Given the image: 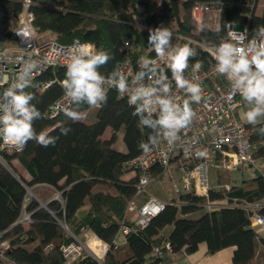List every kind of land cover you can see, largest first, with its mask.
Wrapping results in <instances>:
<instances>
[{
    "label": "trees",
    "instance_id": "16d2710c",
    "mask_svg": "<svg viewBox=\"0 0 264 264\" xmlns=\"http://www.w3.org/2000/svg\"><path fill=\"white\" fill-rule=\"evenodd\" d=\"M196 3L219 8L217 29L196 26L191 17ZM257 3L258 0H31L30 9L38 33L48 31L60 43L79 40L108 51L114 59L99 69L102 75H108L125 56L135 59L154 52L148 43L149 29L167 27L173 33V46L178 42L176 35L181 34L218 47L226 40V23L237 29L245 27L251 34L264 25V1L258 13ZM20 11V0H0V17L9 30ZM125 41L130 42L126 48ZM185 43L189 42L181 41L182 45ZM194 53L189 64L209 62L210 57L201 48ZM65 72L66 67L49 68L41 76L43 80H54L46 89H26L36 97L33 103L44 117L34 121V128L38 133L45 130L59 136L55 146L45 148L29 141L15 154L4 153L10 167L0 164V233L9 240L8 256L19 264H62L60 247L71 239L60 224L63 222L75 235L88 230L108 244L104 264H167L170 253H192L200 243L206 244L207 253L234 246L232 264H256L258 241L264 245V240L251 225L250 216L254 211L264 215V205L259 209L241 205L260 203L264 197V176L244 179L239 185L231 183L228 191L212 188L209 200L223 204L217 209H206L207 199L192 192L174 196L142 230L147 241L131 231L125 243L114 245L122 224L131 223L127 214L129 203L138 199L136 176L122 177L129 171L127 162L144 150L139 147L142 142L149 147L153 144L149 137L156 139L159 126L153 129L141 125L140 116L132 115L135 106L130 107L127 99L113 88L108 89L104 105L82 106L81 113L91 111L90 117L94 119L90 123L72 121L64 113L49 117L48 107L62 92L59 81L65 79ZM242 103L248 104L243 99ZM151 118L155 120L158 115ZM61 126L71 129L67 136L60 135ZM106 127L111 130L110 136L103 139ZM262 128L264 120L254 125L253 141L264 138ZM119 134L126 147L124 152L113 147ZM262 153L264 146L253 157ZM13 158L27 171L29 179L11 173H16L11 164ZM153 175L161 179L164 169L154 165ZM24 185L33 190L39 185L51 192L59 190L63 204L52 199L46 209L34 198L25 202ZM84 205L87 210L80 217L77 212ZM23 207L32 212V222L26 227L12 225ZM168 226L170 229L166 230ZM78 264L97 262L84 254Z\"/></svg>",
    "mask_w": 264,
    "mask_h": 264
},
{
    "label": "built area",
    "instance_id": "2783aa9c",
    "mask_svg": "<svg viewBox=\"0 0 264 264\" xmlns=\"http://www.w3.org/2000/svg\"><path fill=\"white\" fill-rule=\"evenodd\" d=\"M20 1L21 11L14 27L9 30L0 17V92L15 81L17 72L23 63L29 59L37 63L36 69L29 76V87L39 91H43L54 81L41 78L47 69L58 66L66 67L69 63L68 51L73 43H60L54 38L44 37L43 32L38 33L33 26V13L30 9L31 0ZM219 12L218 7L196 3L191 8V17L198 28L204 25L207 28L217 29L219 27ZM205 18L208 21L203 24ZM225 29L226 42H236V38L246 35L247 38L242 41L243 45H247L248 40L255 33L254 31L250 34L245 27L237 29L231 23H226ZM176 37L178 39L176 45H182L181 41L186 40L194 52L196 48H201L210 57L209 62L206 65L202 64L199 70L194 68V63L189 64L184 72L185 79L202 85V98L199 103L191 104L194 111L191 123L177 132L175 139L169 142L163 135L167 130L159 127L155 142L149 147V151L144 153L143 150L127 162L129 171L136 176L135 196H144V200L137 207L133 202L129 203L127 209L136 207L135 215L131 223L122 224L114 240V245L125 243L129 232L143 230L149 220L164 207L166 201L148 191V187L154 179V165L162 167L164 173L169 172L171 166L176 168L177 179L174 185L176 196L192 192L207 199L204 205L206 209H217L223 204L209 200V192L214 188L210 182L211 170L230 172L247 164H252L253 154L264 146V138L257 141L252 140L254 125L249 124L239 113L242 96L238 92L233 96L230 82L216 71L214 55L217 47L205 45L190 36L177 34ZM129 45V41L124 42V48ZM144 58H150L153 61L147 69L141 67L140 62ZM150 69L155 71H149ZM140 71H145L146 75L143 81H137L134 84L136 73ZM113 72L123 73L128 79L130 88L141 83L145 86L153 85L159 88L160 85L154 84V80L161 75H166L168 78L166 82L170 84V92L168 93L170 98L180 105H183L184 100L189 99L188 94L183 89H178L175 81L171 78L167 54L163 58L157 57L155 52L140 54L135 59L125 56L115 64L110 74L104 76L110 77ZM150 75L153 77L152 80L149 79ZM62 82L63 80L59 81L61 86ZM124 97L127 99L126 95ZM70 104L71 102L64 95L62 87V92L48 107V116L56 117L63 114L62 109L70 106ZM145 114L148 115V113ZM154 114L159 115L158 111L152 113V115ZM19 151L0 140V164L7 167L4 153L12 155ZM24 187L25 196L28 193H30V199L35 196L31 188L26 185ZM223 188L228 191L230 185H224ZM52 199L59 201L61 205L63 204L61 192L56 189H53L47 201H38L40 206L48 209L47 202ZM241 206L248 209L263 207L258 203H244ZM31 214V211L23 207L12 225L28 226L32 222ZM250 223L257 232L263 231L264 215L254 211L250 216ZM60 224L71 237L68 242L60 247L62 264H78L79 259L84 254L93 257L97 264H104L103 256L108 248L107 243L92 234L89 235L88 241H83L63 222ZM165 246L169 249L168 243ZM9 247V240L2 238V233H0V264H19L8 256ZM155 252H159L157 248ZM157 264L164 263L158 262Z\"/></svg>",
    "mask_w": 264,
    "mask_h": 264
},
{
    "label": "clouds",
    "instance_id": "9594fccd",
    "mask_svg": "<svg viewBox=\"0 0 264 264\" xmlns=\"http://www.w3.org/2000/svg\"><path fill=\"white\" fill-rule=\"evenodd\" d=\"M173 33L164 26L149 29L148 43L157 57H168V68L171 78L178 89H183L189 96L183 105L177 104L168 95L170 84L166 75L154 80L159 88L143 83L134 88L129 87L127 77L120 72H113L105 77L99 69L114 57L104 49H97L94 44L81 43L75 40L68 51L69 63L66 65L65 79L62 82L64 95L69 98L70 106L62 109L64 115L72 121L82 118L81 108L84 105L95 108L104 105L108 98V88H114L121 97L127 96L128 105L135 106L132 115L140 116L139 123L153 129L159 126L165 129L164 138L171 142L177 132L186 128L194 116L192 103H199L202 98V85L185 79L184 72L189 66V58L195 55L187 44L172 45ZM246 35L236 38V42L222 41L214 55L217 73L225 76L230 82L231 94L238 92L244 101L254 105L245 113L249 124L255 125L260 116H264V25L255 29L254 36L243 45ZM170 49V50H169ZM141 67L147 69L153 63L150 58L141 60ZM202 61L194 65L196 70L202 67ZM34 60L23 63L11 82L0 92V140L6 145L22 150L29 141H34L42 147L55 146L59 136H53L48 131L39 133L34 128V121L44 118L43 113L33 101L36 97L26 91L30 86L29 76L36 69ZM149 71H155L150 69ZM145 71L136 73L135 84L143 81ZM149 79L153 77L150 75ZM108 85V87H105ZM158 111V118L151 115ZM148 113L147 116L142 115ZM70 128L61 126L60 135L67 136ZM264 131V128L261 129ZM149 142L155 138L150 136ZM144 153L149 151L147 143H141Z\"/></svg>",
    "mask_w": 264,
    "mask_h": 264
},
{
    "label": "rangeland",
    "instance_id": "374dc122",
    "mask_svg": "<svg viewBox=\"0 0 264 264\" xmlns=\"http://www.w3.org/2000/svg\"><path fill=\"white\" fill-rule=\"evenodd\" d=\"M264 0H258L257 3V7H256V12H260V9L262 7V3ZM207 18H205V21L203 22V24L207 23ZM42 35L44 37H48V38H53L54 36L48 32L45 31L42 33ZM245 105H248L246 107H244ZM254 105H249V104H243L240 107V111H241V116L243 118H245V113L247 110H249L251 107H253ZM90 112H85L82 113V118L85 120H88L90 118ZM258 119H262L264 120V116H260L257 118ZM246 120V119H245ZM11 164L12 166L15 168L16 173H14L17 177L21 176L23 178V174L24 172L22 171V166L20 165L19 161L16 158H13L11 160ZM252 167H249L248 164L246 166H243L241 168H239L236 171H223V172H214L213 175L211 176V185L214 188H221L224 185H231V183L235 184V185H239L244 179H248V178H252L254 176L253 174V170L255 168H257L258 170L261 171L262 176H264V154H260L257 155L256 157H253V162H252ZM9 165L7 164V167ZM10 167V166H9ZM10 169V168H9ZM11 170V169H10ZM176 173L169 171L167 173L164 174V176L161 179L155 178L153 179V181L151 182L150 186L148 187V191L156 196H158L159 198H161L164 201H169L171 200L175 195L174 193V185L176 182ZM223 184V185H222ZM29 187V186H28ZM31 188V187H29ZM31 190L33 191V194L35 195L34 199H36L37 201H42L45 202V199L42 200L43 198L41 197H47L48 195L51 194V190H47L44 188H40V187H36L34 190L31 188ZM144 196H139L137 197L138 199L136 201H134L133 203L135 204V206H139L142 201L144 200L143 198ZM30 199V193L27 194V196H25V202H27ZM262 202H264V197L262 198ZM136 207L135 208H131V209H127V214H131L132 215H128V220H132L131 218H133V216L135 215V211H136ZM195 215V214H194ZM170 226H168L166 228V230H169ZM65 230V229H64ZM83 241H88L89 240V233H87L85 230H81L80 233L77 234Z\"/></svg>",
    "mask_w": 264,
    "mask_h": 264
},
{
    "label": "crops",
    "instance_id": "0c3cea01",
    "mask_svg": "<svg viewBox=\"0 0 264 264\" xmlns=\"http://www.w3.org/2000/svg\"><path fill=\"white\" fill-rule=\"evenodd\" d=\"M239 113L241 114V111H239ZM93 119H94L93 117H90L88 120L81 118V120H84L87 123L92 122ZM260 120H262V119H258V121H260ZM110 131H111L110 128L106 127V129L104 130L101 137L103 139H108L110 136ZM113 147L119 151H122V152L126 151L125 144L122 140V134L118 135L117 141L113 144ZM248 166H249V164H248ZM21 168H22V171L24 172L23 178L29 179L30 176L27 173V171L23 167H21ZM170 171L176 173V177H177V171H176V168L174 166H171ZM214 172H217V171L211 170V172H210L211 173L210 174V182H211V176L213 175ZM132 176H134V173L128 171L122 177H123V179H127V178L132 177ZM39 186H40V188H44V189L49 190L45 186H42V185H39ZM50 195H48L47 197L44 198L45 201L48 200ZM259 204L264 205V202H262V199L260 200ZM86 210H87V206L84 205L78 210L77 214L81 217L84 215ZM128 215L130 216V215H132V213L128 214ZM85 231L89 234L94 235L91 231H88V230H85ZM258 236L261 240H264V230L259 231ZM233 250H234V246H227V247H224V248L217 250L213 253H207L206 244L200 243L198 246V249L192 253H184V252L170 253L168 256L169 259H168L167 264H232ZM263 254H264V245L259 240L258 245H257V253L255 256V263L256 264H264Z\"/></svg>",
    "mask_w": 264,
    "mask_h": 264
},
{
    "label": "water",
    "instance_id": "95a60500",
    "mask_svg": "<svg viewBox=\"0 0 264 264\" xmlns=\"http://www.w3.org/2000/svg\"><path fill=\"white\" fill-rule=\"evenodd\" d=\"M249 167H252V164H249ZM8 170L11 172V170H10L9 168H8ZM11 173H12L15 177H17L13 172H11ZM253 174H254V177H262V173H261V171L258 170L257 168H255V169L253 170ZM136 233H137V234H140V235L143 237V239L147 241L146 236L142 234V230H138V231H136Z\"/></svg>",
    "mask_w": 264,
    "mask_h": 264
}]
</instances>
